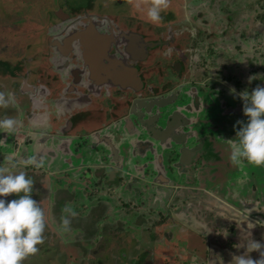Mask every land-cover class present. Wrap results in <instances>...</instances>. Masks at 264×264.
Instances as JSON below:
<instances>
[{
  "label": "flooded vegetation",
  "instance_id": "af4514ba",
  "mask_svg": "<svg viewBox=\"0 0 264 264\" xmlns=\"http://www.w3.org/2000/svg\"><path fill=\"white\" fill-rule=\"evenodd\" d=\"M27 1L5 0L3 3L0 0V12H2L0 15V92L5 95L11 93L15 101L7 107H0V119L12 117L18 122L14 133L0 132V144L9 143V149L6 151L0 148V164L14 171H24L26 177H31L33 180L31 197L43 210L45 221L43 239L38 244L37 251L30 254L31 259L40 257L38 249L49 254L58 253L56 259L53 258L48 264L53 262L59 264L60 257L63 256L66 259L60 264H80L79 257L83 262L91 252L99 250V253L101 246L98 240L88 237L92 235L93 230L97 233L92 217L94 215L97 218L103 217L96 206L100 207L104 198L117 201L112 214L106 213L105 216H108L110 220L116 218L119 231L122 229L126 232L128 223L119 220L118 214L122 208H127L132 202H143L137 207L143 210L144 214L150 215L153 206L149 202H154L155 199L149 196L135 197L130 202V197L118 198L106 195L109 193L105 192V188L114 179L107 175L111 173L110 164H116L111 159L112 153H109L106 148L110 146L118 153L119 150L120 153L130 151L125 146L119 147V142L132 143L134 145L132 152L147 163L148 160H152V168L165 165L172 177L173 197L184 194L181 202H201L203 192L212 195L214 191L216 192L217 189L220 191L221 188L224 192L230 191L224 185V178H226L227 169L237 165L229 161L230 149L227 140L234 139L233 122L245 121L246 117L242 112V100L238 95L234 98L229 88H235L236 93H239L264 83V13L261 17L249 12L240 13L247 19V35L229 40L228 28L233 29V23L239 19L238 16L227 12L228 19L222 16L220 22L222 25H219L216 20L220 18L209 14L207 17L216 23L210 25L199 14L201 5L191 4L185 0L180 1L186 6L181 3L182 6L178 5L179 9L182 7L181 10L185 11V16L180 20L181 25L185 17L186 21L187 18L188 20L191 18L195 22V17L199 16L197 19L200 22L198 26H195L196 23L191 21L190 32L173 30L174 27L167 22L165 14L160 16L159 22L149 21L145 4L140 7L142 15L137 16L138 20L133 23L131 19L124 20L119 13L107 15L101 13L103 5L97 7V11L96 7L91 5L94 0L83 11L78 7L70 6L67 1L61 4L60 0H53L45 14L46 22L34 23L30 30V33H33L31 35L33 40L28 43L23 34L25 32L21 33L19 30L13 33V29L18 26L13 25L14 14L11 13L25 7ZM126 1L119 0V3H125L126 7L132 5L131 11L138 7L137 2ZM147 1L142 0V3ZM216 10L219 11L220 8ZM53 13L59 16H53ZM53 17L55 20L52 19ZM170 21L177 22L176 19H170ZM220 30L222 31L219 32ZM192 32L198 34L197 39L201 41L195 46V41L189 38ZM186 34L188 35L185 37ZM235 41V45H238L240 50L242 47L239 43L244 44L245 50L240 51L243 55L242 61L236 63L238 69L232 72V68L229 67L231 63L229 61L224 63L221 60L213 61V53L224 50L215 46H225L227 51H231L233 49L231 44ZM129 45L130 49H127ZM33 50L36 51L32 52ZM90 50L95 57L94 61H92L93 57H90ZM28 53L32 57H27ZM247 57L250 60H247ZM202 62V68L210 69L206 76L198 73ZM168 67L173 68L177 75L168 77ZM133 68L137 71L134 72ZM249 77H252L250 86H248ZM135 79L138 81L134 83ZM134 84L140 85V87L137 86L138 90L131 87ZM159 95H162L160 101H163V105L157 106L147 102L144 104L147 111L143 110L142 105L140 106L144 112L143 123H138L135 116H132L133 122L121 121L128 116L130 107H134L132 104L138 98L140 99L136 104H140L143 98ZM99 98L101 100H97ZM92 104L94 106L99 104L96 111L91 109ZM105 105L114 114L110 117L111 119H108L109 121L105 120L106 115H102ZM138 110L139 105H135L134 111L138 112ZM156 114L159 116L155 117ZM37 115H44L46 120L38 121ZM58 116L61 119L63 116V119L57 121ZM167 121L168 128H163ZM177 126L179 128L175 129ZM239 126L237 124L235 128L238 129ZM40 129L54 131L56 135L59 133L64 135L59 136L60 141L56 142L54 140L57 138L56 135L43 133L39 136L38 133L33 132ZM30 135L37 138V143L44 140L54 142L49 149L46 146L50 151L48 159L42 160V157L46 156L43 151L29 148V143L25 140ZM180 139H185L183 141L186 144L181 145ZM61 141L64 145L59 144ZM91 141H94L93 148L97 151L100 149L99 153L91 150L89 147ZM66 143L70 145L69 148L66 147ZM12 144L17 146V150L10 149ZM18 146H20L19 153ZM176 147L183 148L189 153L182 165L177 164L180 159L177 160L174 149ZM26 152L28 154L32 152V155ZM79 152L83 153L82 159L77 157ZM88 154L96 155L97 157L94 158L96 161L88 157ZM27 157L34 158L38 166L36 164L25 166L16 162ZM86 158L93 159V162H85ZM86 163H88L87 168ZM242 165L247 173V161H244ZM94 169H96L94 174L105 171L106 177L102 185L98 179L84 178L93 173ZM181 173L182 176L185 173L187 177L177 181L176 178ZM172 175H176V178ZM45 179L57 182V185L52 190L49 187L45 188L43 185V183L47 184ZM193 179L196 180V188H193L189 182V180L194 182ZM74 185L76 187L73 191L84 192L83 196L89 193L93 198L92 201L89 200L86 203L76 198V202H70V205L69 202H63L62 196L55 188L61 189L60 191L66 188L70 191L69 188L72 189ZM98 185L104 196H98ZM163 185L160 182L157 184L160 189L165 187ZM163 189L168 188L166 186ZM177 191L180 192L177 193ZM226 196L228 198L230 194ZM173 197L170 202H174ZM239 197L247 202V194L245 196L240 194ZM14 198L15 194H8L5 200ZM62 204H68L71 211L80 213L76 218L69 216L70 223L66 230L60 225ZM159 207V211L163 209L162 207L167 209L166 206ZM159 214L162 219L159 223L155 224L154 220L152 222L150 220L145 221L141 226L148 224L146 230H155L157 225L169 220V217L164 216L162 212ZM124 215L122 214L121 218ZM95 244H98V247L93 248ZM152 250L153 247H150L149 251ZM162 251L164 252V249ZM102 253L105 252L101 250L100 254ZM96 262L102 264L101 259L97 258ZM129 263L132 264L131 261ZM22 264H29V262L24 259Z\"/></svg>",
  "mask_w": 264,
  "mask_h": 264
},
{
  "label": "rangeland",
  "instance_id": "374dc122",
  "mask_svg": "<svg viewBox=\"0 0 264 264\" xmlns=\"http://www.w3.org/2000/svg\"><path fill=\"white\" fill-rule=\"evenodd\" d=\"M2 1H3V3L5 2V0H2ZM52 1L53 0H28L27 4H25V7H21L19 10L11 11V13L14 14V16H12L13 25L18 26V28H15V29H13V26H11V29H13V33L17 32L19 30L21 33L25 32L23 34H25V36H26V41L28 43L31 42L33 40V38H32L33 36H31L33 33H30L31 28H33L34 23L39 24V23H45L46 22L45 21V14L47 13V10H48L47 8H49V5L52 3ZM60 1H61V4H63L65 1H67V3H69L70 6L78 7L81 11H83L89 7L88 4L91 3L92 0H60ZM128 1H131V0H127L126 2H128ZM132 1L135 3L137 2L136 4L138 5V7L132 11H131L132 5L129 7H126V5L124 6L125 3L121 4V3H119V0H94V2L91 5H92V7H96V9H97V7L99 8L100 5H103V8H102L103 12H101V13H104L106 15L111 14V13H113V14L119 13L120 15L122 14V18H124V20H130L131 19V21H133V23H134V21L138 20L137 16L142 15L140 7L145 4V6H146L145 9H147L151 3V0H148L147 2H144V3H142V0H132ZM201 2H203V3H201ZM212 2H216V5H215L216 8H215V13L213 14V17L220 18V19L216 20V22H218L219 25H222V24H220V22L222 20V16H225L226 20L228 19L229 14L226 15L227 12L232 13V15H236L239 18L235 21V23H233V25H234L233 29H231L230 27L228 28L230 30L229 34H228L229 40H233L235 38L237 39L238 37H243L244 35H247V19L245 18L244 14L240 15V13L249 12V13H252L253 15H257L258 17H261L262 13H264V0H190L191 4L201 5V6H199V7H201V12L199 14H201V16H203L205 18V21L207 24H213V25L216 24V23L212 22V20L210 18L207 17V15L210 14V13H207V11L210 10V8L214 7L211 5ZM180 3L183 6H186V4L184 2H181L180 0H166V6L164 8H162V10L160 11V16L165 14V19L167 20V22L171 23L172 27H174L173 30L176 29L179 31H183V29L180 30L181 29V27H180L181 21L180 20H182V18L185 16V13H184L185 11L181 10L182 7H180L181 9H179L178 5L182 6V5H180ZM0 8H1V5H0ZM124 8L127 9V11ZM217 8L218 9L220 8L222 10H226V12L224 11V14L220 15V12L218 10H216ZM136 10H138V12H136ZM97 11H98V9H97ZM121 12H124V13H121ZM1 13L2 12H0V15H1ZM101 15H103V14H101ZM53 16H59V15L57 13H55ZM197 17H199V16H197ZM52 19L55 20L54 17ZM170 19H176L177 22L176 23L171 22ZM195 19H196V17H195ZM190 20H192V19L190 18ZM22 21L25 22L24 24L29 26V27L28 28L24 27L25 25L23 24ZM158 22H159V20H158ZM185 22H186V17H185ZM192 23H194V22H192ZM39 26H43V25H39ZM151 29H154V28L151 27ZM221 31L222 30H220L219 32H221ZM185 32H188V31H185ZM189 32H190V30H189ZM23 34H20V35L24 36ZM187 35L188 34H186L184 36L186 37ZM190 35H191V33H190ZM133 36H135V35H133ZM190 37L191 36H189V38ZM191 39L194 40L195 38L193 37ZM156 40H158V38ZM240 46L242 47V50H245L244 44L242 45L240 43ZM215 47H217L218 49L222 48L224 50L223 51L220 50L221 51L220 53L215 51V54L213 53V57H214L213 61L214 60L215 61L221 60V62H223L222 60H224L225 62L229 61V63H231V61L233 62V60H235V62H233V64L230 65L229 67L232 68L231 69L232 72H236V70L238 69L236 62H238V61L241 62L242 61L241 58L243 57V55L232 54L233 51L232 50L227 51L225 46L224 47L215 46ZM242 50H239V51H242ZM35 51L36 50H33L32 52H35ZM27 57L30 58L32 56L30 53H28ZM220 57H222V58H220ZM206 58H207V56H206ZM207 60H208V58H207ZM247 60H250V59L247 57ZM164 62H166L165 58H164ZM225 67H227L226 64H225ZM247 67H248V65H247ZM208 70L210 71V69H208ZM167 73H168V77H170V76L173 77V75H175V76L177 75V72H175V70H173V68H169V67L167 68ZM248 82H249L248 86L252 85V80H249ZM261 86H264V83ZM252 89H253V87H249V88H247V91L251 92ZM92 105H90L91 108H93V106H94V105L93 106ZM220 106H222V105H220ZM233 123L235 125H237L236 121H234ZM54 140L56 142L60 141L58 136ZM1 146H2V149L5 151L7 149H9V145L4 146L2 144V145H0V147ZM15 146L16 145L12 144L10 149L12 151H14L16 148ZM28 146H29V148H31L32 146H35V143L29 144ZM73 146H71V147H73ZM92 146H94V141L90 142L89 147H91V150L93 152H96L97 150L95 148H93ZM98 151H100V149ZM82 156H83L82 152H79V154L77 155V157H81V159H82ZM87 156L90 158H93V159L95 157H97L94 154H91V155L88 154ZM93 159L89 160L88 158H86L84 160H86L85 162H93L92 161ZM94 161H96V159H94ZM233 168H234V171L232 173L233 177L231 178V181L228 184H226L227 190L228 191L230 190L229 192H224V190L221 188V190L218 191V193L214 191L212 193V195L205 194L204 192L202 193L203 200L201 202L203 203V206L209 211V214L211 215V217L214 218L213 215H215L217 221H219L218 225H217L218 233L219 232L223 233V231H224V234L217 235V236H215V238L213 236L209 239L205 235L203 242L205 245L208 246V248L210 247L209 241H211L213 245H214V243L216 244V242H217L223 248L226 246H229V244L231 242H233L234 240L230 239V235L229 236L225 235V233L227 234V228H228L227 226H229V224L232 222L235 224V226H237L238 224H241L244 220L247 219V224L249 222H251L254 225V227L251 229L247 228V233L248 234L250 233L249 237H251L254 234L257 235L256 241H259L262 244V246H264V223H262V222H264V207L258 208L259 210H263L262 213H256L255 212L256 214L249 215L246 212L247 218L245 216H242L241 213H239L237 211V210H240L242 212L245 211V209L242 208V206H243L242 202H244L245 200L242 199L241 197H239L240 194L242 196H245L247 194V202H260V206H262V202H264V167L262 165L261 166H255V165H251V164L247 163V173L245 172L243 165L236 166ZM95 171H96V169L93 170V173ZM172 176L174 178H176V175H172ZM186 177H187V175H185V173L183 174V176L181 173L179 175V177L177 176L176 180L179 181L180 179H186ZM46 182H47V188L49 187L51 190L53 187H55L57 185V182L48 181L47 179H46ZM216 194H218V202H227V203L241 202L238 204L241 208L236 206L237 210H235V209L231 210V208H233V206L236 205V204H232V203L227 204V206L229 208H223L221 206L216 205V202H217V199L215 198ZM226 194L227 195L230 194V196L228 198H226L227 197ZM86 203H88V202H86ZM142 203L143 202H132V204L128 205L127 208H125V209L122 208L120 214H118V217H120L119 220H124L128 223L127 228L137 231L138 234L135 237L140 239L141 243H142V240L144 238L143 234L139 233L142 231L141 224H143L145 221H150L152 219L161 218V215L159 214V212H162L164 216H167L169 214V212H167L164 207L160 206L163 208L161 211L158 210V207H153L152 208L153 211L151 210L150 215H146V214H144L143 210H140V208L137 207L139 205H142ZM174 203H176V204L179 203L178 197ZM221 205H223V204H221ZM216 206L220 209V214H217L219 212H218ZM213 209H215V210H213ZM249 209L250 208L247 207V211ZM122 214H125V215L121 218ZM233 215L235 217H233ZM171 216H172V219L175 218L174 220L176 221V219H177L176 216L174 214H172ZM92 219L95 222L94 226H96L98 228L97 232L99 231V229H101L100 225L109 224V223H101L100 219H98L97 217L94 218V216L92 217ZM114 219L116 220V218H114ZM208 224L212 225V221H209ZM233 228H234V225L231 227V229H233ZM159 234L160 233L158 231V236H159ZM225 236L227 238H224ZM156 237H157V234H155V231L153 232V234H152V232H150L148 230L145 231V239L148 238L151 242H149V241L144 242L145 246L146 247L148 246L147 247L148 250H146V251L144 249H141V248L139 250L134 249L135 252L141 251L140 252L141 255L136 254L137 256H135V258L137 260L140 259L141 261H145L146 259H148V257H149L148 254L151 253L149 251V248L153 247L157 243V242H155ZM74 239H76V237H74ZM190 241L191 240L189 239V242ZM238 242H240V243L244 242V238L240 237ZM126 243L128 244V246L130 248L132 243H130V242H126ZM133 245L135 246V244H133ZM142 245H143V243H142ZM179 245H180V242H179ZM96 246H98V244L93 245V248H95ZM109 246H111V245H109ZM157 246L158 247L161 246L162 249H164V247H168V243L167 242H164L162 244L158 243ZM172 248H174L173 245H172ZM101 250H102V252H105V253L100 254ZM194 250L197 251L199 249L198 248H192V247H190L188 249V251H194ZM38 251L40 252V257L38 259L37 258L31 259L30 255H28L24 259L27 262H29V264H48L53 258L56 259L57 255H58V253H53V254H52V252L50 254L46 253L44 250L42 251V250L38 249ZM98 251L91 252V254L87 255V257L84 258L83 262H81V258L79 257L78 259H79L80 264L81 263L82 264H99L96 262L97 258L101 259L102 264H120V263H118V261L120 262L122 260V258L126 259L128 257V255L126 257L124 254L122 256L118 255V252H116V249H106V250L100 249L99 253H98ZM172 251H173V249H172ZM215 251H217L216 248L213 249V252H215ZM255 251L256 250L248 253V255H250L253 260H255L259 257V252L257 251L255 253ZM160 252H161V249L159 250V252H158V249H157V251L153 252V255H152L153 258H152V256H150L149 259L146 261L147 263L145 262V264H157L156 260L161 261V262H159V264H168L166 262V259H164V261H162L164 256ZM181 252L176 253L175 255H172L169 257V258H171L172 264H187V263H189V264H206V259H203L204 256L202 258H200L199 261L198 260H196V262L191 261L192 259L196 258V252L194 253L195 258H193L194 255H188L187 257L188 258L192 257V259H188V261L186 262V260H184V256L187 255L188 253H191V252H187V251H181ZM222 253L225 254L226 252H222ZM166 254L169 255V251L166 252ZM168 255H166V256H168ZM60 259L61 260L59 261V264L62 263V260L66 259V257L63 256V257H60ZM128 259H129V257H128ZM230 261H231V257L226 255L225 261H222V259H221L220 262H218V264H230ZM127 263H128V261H127ZM53 264H55V263L53 262ZM121 264H125V262H122Z\"/></svg>",
  "mask_w": 264,
  "mask_h": 264
},
{
  "label": "crops",
  "instance_id": "0c3cea01",
  "mask_svg": "<svg viewBox=\"0 0 264 264\" xmlns=\"http://www.w3.org/2000/svg\"><path fill=\"white\" fill-rule=\"evenodd\" d=\"M185 1L190 3V0H185ZM211 5L214 7L210 8V10H208L207 12H209L213 16V14L215 13L216 2H212ZM224 11L226 12V10L220 9L219 10L220 15L224 14ZM188 19L189 18H187L186 24L184 21L183 25H181L183 31H189L190 30V27H191L190 22L192 20H188ZM173 22H176V21H173ZM192 22H194V21H192ZM199 23L200 22L196 17V21L194 22L195 26H198ZM210 25H212V24H210ZM211 28L213 29L212 26H211ZM198 36H199L198 34H195L193 32L191 34V38H193V37L195 38L194 39V41H195L194 46H195V44H198L201 42V41H199L200 39H197ZM201 39H203V38H201ZM235 44H236V41L234 44H231V47H233L232 54H240L241 55V52L239 51L240 50L239 46L238 45L236 46ZM220 58H222V57H220ZM222 61L225 63L224 60H222ZM203 62L201 63V65L199 67L198 73L201 74L202 76L205 74V76H206L208 71L206 70L207 68L206 69L202 68ZM226 62H228V61H226ZM233 62H235V60H233ZM233 62L231 61V65L233 64ZM97 100H101V99L99 98ZM98 105L99 104H96L91 109H93V111L94 110L96 111ZM112 114H113V112L109 108H107V106L105 105V107L103 108V111H102V115H106L104 117L105 120L109 121L108 119H111L110 117H113V115H114V114L113 115ZM37 119H38V121L44 119V115H41V116L37 115ZM62 119H63V116H62ZM62 119L60 118V116H58V121H60ZM52 143H54V142L53 141L51 142L50 140L49 141L44 140L43 142L39 141V143H37V141H36L35 146H32V149L33 150L36 149L39 152L43 151V154L46 156H43L42 160L44 158L48 159V157L50 156V151L48 149H49V146L52 145ZM8 144L9 143L3 144V145L8 146ZM59 144L64 145V142L61 141ZM0 145H2V144H0ZM46 146L48 149L46 148ZM69 146H70L69 144L66 145L67 148H69ZM0 148H2V146ZM26 153L28 154V152H26ZM28 155H32V152L29 153ZM56 159H58V158H56ZM9 169L14 171L11 168H9ZM224 171L226 172V169ZM233 171H234V168H228L227 169L226 178H224L225 181L223 180L224 185L228 184L231 181V178L233 177V175H232ZM229 173H231V176ZM38 176H39V174H38ZM158 179H159L158 182H160L162 184H167V185H163V186H165L163 188H166V186H167L168 189H165L163 192L159 193L156 196V198L153 197V195H151V198H153V199L155 198V201L149 202V203L153 207L166 206V208H167L166 211L169 212V214L167 215V217H169V220L165 221L164 223L162 222L161 225L156 226V229H158L160 234H159V236L157 235V237L155 239V242H157V243L153 246V250H152L153 252H155L158 249V252H159V250L161 249L160 253L163 254V256H164L162 261H164V259H166V262L168 264H172L171 258H169L170 256L175 255L176 253H180L181 251H187V252H191V253H188V254L186 253L187 255L184 256V260H186V262L188 261V259H192V257L188 258L187 256L188 255H194V253L196 252V258L194 255L193 258H195V259H192L193 262L196 260L199 261L200 258H202L204 256L203 259H206V264H218V262H220L221 259H222V261H225L226 255L230 256L232 258V255H239V254L244 253V248L243 247L238 248V247H236V245L237 244H243V242L240 243V242H238V240L240 237L244 238V235H246V233H247V219L244 220L241 224H238L237 226H235V224L233 222L230 223L229 226H227L228 228H227V234L226 235H228V236L230 235V239L234 240L233 242H231L229 244V246H226L223 248L220 246L219 243L216 242V244L214 243V245H213L212 242L209 241L210 247L208 248V246L205 245L203 242L205 235L207 236V238L210 239L213 236L215 238V236H217V235L224 234V231H223V233H220V232L218 233L217 225H218L219 221H217L216 216L212 214L214 216V218L211 217V215L209 214V211L203 206L202 202H181V197H183L184 194H179V197H178V201L180 200L179 203H177V204L174 203L177 197L176 198L173 197V192H172L173 184L171 181L172 177L170 176L169 173H164L163 175L159 176ZM36 180H37V178H36ZM193 180H194V182L192 180H189V182L192 184L193 188H196L197 187L196 180L195 179H193ZM45 181H46V179H45ZM37 182L38 181H36V183ZM37 184H40V183H37ZM43 185H45V188H47V184L43 183ZM75 187L76 186L74 185L72 189L69 188L70 191H68L66 188L64 191L63 190L60 191L61 189H59V188H55V190L62 196L61 200H63V202H69L68 203L69 205H70V202H76V198L82 199V202H85V201L89 202V200L92 201L93 198H92V196L89 195V193H87L85 196H83L84 192L73 191L75 189ZM169 188L171 190H169ZM218 191L219 190H216L217 193H218ZM179 192L180 191H177V193H179ZM166 194H168V195L166 196ZM158 197H160V198H158ZM172 197H173V200L175 199L174 202H170ZM215 198L218 199V194H216ZM104 199L102 200L103 203L100 206L101 208L96 206L99 213L103 214V217L99 216L98 219L100 218L102 223H109V224L100 225L101 229H99V231L97 233L94 232L95 230H93L92 235L90 234V237H88V238L98 240V242L101 246L100 247L101 249H105V250L106 249H116V252H118V255L122 256L124 254L126 257L128 255L129 259H128V257L126 259L122 258V260L120 262L118 261V263L125 262V264H128L131 261L132 264H145V262L149 259V257L153 255V252L151 251V253L148 254V256H149L148 259H146L145 261H141L140 259L137 260L135 258V256H137L136 254L141 255L140 254L141 251L135 252V250H139L140 248L147 250L148 246L146 247L144 242H146V241L151 242V241L148 238H146L142 241V243H143V245H142L141 240L138 239L137 237H135L138 234L137 231L131 230L129 228L127 229L126 232L122 229L119 231V229H118L119 226L117 225L116 220L114 218L110 220V218H107L108 216L107 217L105 216L106 213L110 214V215L112 214L113 210H115V207H116L115 202H117V201L110 199V198H104ZM166 199H168V200H166ZM133 200H134L133 198L129 199L130 202H132ZM43 202H46V201H43ZM95 202H96V200H95ZM231 203L236 204L235 206H233V208H231V210H234V209L237 210L236 206L241 208L238 205L241 202H238V203L237 202H230V203L216 202V205L221 206L223 208H229L227 206V204H231ZM263 203L264 202H262V206H260V202H242V204H243L242 208H244L245 211L244 212H242L240 210H237V211L239 213H241L242 216H245L247 218L246 212L249 215L256 214V213H262L263 210H259L258 208H263L264 207ZM68 204L67 205L62 204L61 209L64 207L68 208L69 207ZM221 204H223V205H221ZM247 207L250 208L248 211H247ZM213 210H215V209H213ZM217 210L219 212L217 214H220V209L218 207H217ZM72 212L74 213V215H72V217H75V218L77 217V215L80 214V213L78 214L75 211H72ZM64 214L67 215V213H64ZM172 214H174L176 216V218H177L176 221L174 220L175 218L172 219V216H171ZM113 217H115V216H113ZM233 217H235V216L233 215ZM80 220L82 221L81 218H80ZM152 220H154V223L157 224L162 219L159 218V220L157 219V221L155 219H152ZM152 220H151V222H152ZM209 221H212V225L208 224ZM146 225H148V224H146ZM146 225L144 227L141 226L142 231L139 232V233L143 234V237H145V231L147 228ZM233 225H234V228L231 229V227ZM114 226H116V227H114ZM156 229L155 230L149 229V231L152 232V234H153L154 231H157ZM158 231H157V233H158ZM224 238H227V237L225 236ZM249 238L256 240L257 235L254 234ZM160 239H162V241H160ZM189 239L191 240L190 242H189ZM126 242L132 243L130 248ZM164 242L168 243V247H164V252H163L162 247L161 246L158 247L157 244L158 243L162 244ZM179 242H180V245H179ZM133 244H135V246ZM109 245H111V246H109ZM172 245L174 248H172ZM190 247L198 248L199 250L188 251V249ZM215 248L217 249V251L213 252V249H215ZM172 249H173V251H172ZM168 251H169V255L166 254V252H168ZM222 252H226V253L223 254ZM256 252L257 251H255V253ZM166 255H168V256H166ZM152 258H153V256H152ZM127 261H128V263H127ZM156 261H157V264H159V262H161L158 260H156ZM187 264H189V263H187Z\"/></svg>",
  "mask_w": 264,
  "mask_h": 264
},
{
  "label": "clouds",
  "instance_id": "9594fccd",
  "mask_svg": "<svg viewBox=\"0 0 264 264\" xmlns=\"http://www.w3.org/2000/svg\"><path fill=\"white\" fill-rule=\"evenodd\" d=\"M166 6V0H151L146 10L149 21L156 22L160 19V11ZM249 80L252 77L248 78ZM229 92L242 100V112L245 121H236L239 128H235L234 139H228L229 161L241 166L244 161L248 164L264 165V86H256L251 90H242L236 93L235 88H229ZM11 93L5 95L0 92V107L14 104ZM18 122L12 117L0 119V132L14 133ZM7 159V158H6ZM22 165H34L36 161L32 157L16 161ZM38 166V164H36ZM33 180L26 177L24 171H12L0 164V264H22L25 257L37 251V245L42 242V233L45 228L44 214L39 203L30 193ZM8 194H15L14 199L5 200ZM60 225L67 229L69 216L74 215L71 209H61ZM67 213V215H64ZM264 223V222H262ZM254 225L249 222L247 228ZM226 235V233H225ZM244 253L232 255L230 264H264V246L259 241L244 235ZM258 251L259 257L255 260L248 253Z\"/></svg>",
  "mask_w": 264,
  "mask_h": 264
},
{
  "label": "water",
  "instance_id": "95a60500",
  "mask_svg": "<svg viewBox=\"0 0 264 264\" xmlns=\"http://www.w3.org/2000/svg\"><path fill=\"white\" fill-rule=\"evenodd\" d=\"M124 38H126V37H124ZM128 48L130 49V45L127 47V49ZM91 50H90V57H93L92 61H94L95 57L92 54ZM98 59H100V57H98ZM98 59L96 58V60H98ZM133 69H134V72L137 71L136 68H133ZM137 81L138 80L135 79L133 82L135 83ZM139 82H140V80H139ZM142 85H143V83H142ZM137 86L140 87V85H135V84H134V86H131V87H133L135 90H138ZM161 96L162 95L155 96V97L153 96L151 98H143V99L140 100V104H136V102H138V99H140V98H138L132 104V106L134 105V107H135V105H139L138 112L134 111V107H130L131 109L129 111L128 116L124 117L121 121L133 122V120H132L133 117L132 116H135V119H137L138 123L139 122L143 123L144 122V120H143V116H144L143 110L147 111V109L144 107L145 106L144 104H146L148 102L149 104H153V105H157V106L163 105L162 104L163 101H160ZM141 105H142L143 110L140 107ZM165 114H166V111H165ZM157 116H159V115L156 114L155 117H157ZM45 120H46V117H45L44 121ZM55 124H56V122H55ZM168 125H169V123L167 121V122H165V126L163 128H166V127L168 128ZM179 126L175 127V129L179 128ZM33 132L38 133L39 136H42L43 133L51 135V136L56 135L54 131L52 132L50 130H43V129L34 130ZM62 135H64V134L59 133V134L56 135V137L57 136L59 137V136H62ZM185 136H187V135H185ZM185 139H186V137H185ZM185 139H182V140L180 139L179 140L181 145L182 144H186V142L183 141ZM25 141H27V143H29V144H32V143H35L37 141V138L36 137L33 138L32 135H30ZM118 144H119L118 145L119 147L125 146L130 151H128L127 153H124V152L120 153V150H119V153H118L117 151H114L113 148H111L110 146H109V148H106V150L109 153H112L111 157H113L112 159L114 160V162L116 164H114V163L110 164V167H112L111 173L110 174L108 173L107 175L109 177H114V179H113V182L107 188H105V192L107 191L109 194H106V193L105 194L108 195V196L112 195L113 197H118V198H124V197L140 198V196L141 197L149 196L151 198V195H153V197L156 198V196L159 193H161V192H163L165 190L163 188L160 189L157 186V184H158V181H159L158 177L163 175L164 173H168V171L166 170L167 169L166 166L164 165L163 167H160V168H156V167L152 168L151 167L152 160L151 161L148 160V163H147L143 159H140V158L136 157L134 152H132V148L134 146L132 143L127 141V142H121V143L119 142ZM130 144H131V148H130ZM25 145H26V142H25ZM15 147H16L15 150H17V146H15ZM18 148H19L18 149V153H19L20 146H18ZM174 149H175V153L177 155V160L180 159L177 162V164L182 165L183 162L186 161L189 153H187L186 150H183V148L179 149L178 147H176ZM12 155H14L13 152H12ZM85 166L87 168L88 163H86ZM176 167L178 168L177 165H176ZM95 168L97 169L98 167H95ZM101 170H99V171H101ZM105 177H106V174H105V171L103 170V172L101 174L98 173V172L96 174L91 172V174H89L88 176H85L84 178L85 179H88V178L98 179V181H100V183L102 185L103 179ZM164 185H166V184H164ZM98 189H99V192L97 191L99 193L98 196H101L102 195L101 194L102 190H101L99 185H98ZM159 190H161V191H159ZM168 194H166V196ZM102 196H104V194ZM158 198H160V197H158ZM166 200H168V199H166ZM155 220L157 221V219H155ZM155 229H156V227H155ZM156 230L158 231V229H156ZM157 231H155V234L158 235ZM191 261L193 262V260H191Z\"/></svg>",
  "mask_w": 264,
  "mask_h": 264
}]
</instances>
